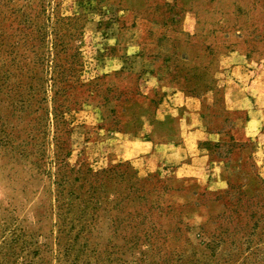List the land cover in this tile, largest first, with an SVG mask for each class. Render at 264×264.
Instances as JSON below:
<instances>
[{"label": "rangeland", "instance_id": "1", "mask_svg": "<svg viewBox=\"0 0 264 264\" xmlns=\"http://www.w3.org/2000/svg\"><path fill=\"white\" fill-rule=\"evenodd\" d=\"M242 59L264 0H0V264H264Z\"/></svg>", "mask_w": 264, "mask_h": 264}, {"label": "crops", "instance_id": "2", "mask_svg": "<svg viewBox=\"0 0 264 264\" xmlns=\"http://www.w3.org/2000/svg\"><path fill=\"white\" fill-rule=\"evenodd\" d=\"M243 63L245 64V60H240V74L232 81L234 90H230L227 97L234 103L232 106L247 110L244 134L251 139L259 137L264 130V81L259 82ZM152 148V142L148 141V149L143 151H148L149 154Z\"/></svg>", "mask_w": 264, "mask_h": 264}]
</instances>
